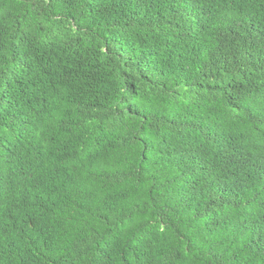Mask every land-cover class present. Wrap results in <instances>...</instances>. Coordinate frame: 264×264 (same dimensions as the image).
Here are the masks:
<instances>
[{
  "label": "trees",
  "instance_id": "1",
  "mask_svg": "<svg viewBox=\"0 0 264 264\" xmlns=\"http://www.w3.org/2000/svg\"><path fill=\"white\" fill-rule=\"evenodd\" d=\"M0 264H264V0H0Z\"/></svg>",
  "mask_w": 264,
  "mask_h": 264
}]
</instances>
